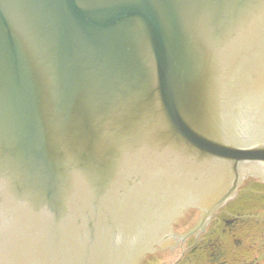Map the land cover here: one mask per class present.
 <instances>
[{
  "label": "water",
  "instance_id": "1",
  "mask_svg": "<svg viewBox=\"0 0 264 264\" xmlns=\"http://www.w3.org/2000/svg\"><path fill=\"white\" fill-rule=\"evenodd\" d=\"M264 175V0H0V264H141Z\"/></svg>",
  "mask_w": 264,
  "mask_h": 264
},
{
  "label": "flooded vegetation",
  "instance_id": "2",
  "mask_svg": "<svg viewBox=\"0 0 264 264\" xmlns=\"http://www.w3.org/2000/svg\"><path fill=\"white\" fill-rule=\"evenodd\" d=\"M191 209L141 264H264V175L247 176L205 224Z\"/></svg>",
  "mask_w": 264,
  "mask_h": 264
}]
</instances>
